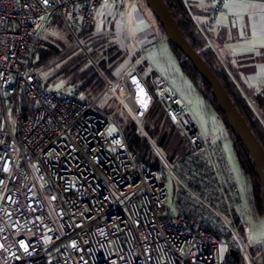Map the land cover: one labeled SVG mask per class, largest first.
<instances>
[{"label":"built area","instance_id":"obj_1","mask_svg":"<svg viewBox=\"0 0 264 264\" xmlns=\"http://www.w3.org/2000/svg\"><path fill=\"white\" fill-rule=\"evenodd\" d=\"M228 1L206 0L209 25ZM103 4L116 13L122 0H0V264H232L231 250L257 264L250 235L259 227L264 239V215L250 211L224 143L195 130L165 81L154 89L187 151L169 160L154 145L153 167L129 150L114 111L95 108L121 90L125 106L124 80L86 101L32 73L54 18L76 34ZM146 109L130 112L142 131Z\"/></svg>","mask_w":264,"mask_h":264},{"label":"crops","instance_id":"obj_2","mask_svg":"<svg viewBox=\"0 0 264 264\" xmlns=\"http://www.w3.org/2000/svg\"><path fill=\"white\" fill-rule=\"evenodd\" d=\"M185 1L193 21L205 33L207 45L214 51L218 64L264 124V0H229L216 21L210 25L206 0ZM146 9L149 8L144 0H122L121 8L116 13L108 6L100 5L91 32L114 42L128 58V63L140 61L139 65L142 64L150 86L154 88L156 80L162 79L177 93L176 87L181 85L175 82L174 76L186 77L180 67L169 69L160 64L156 66L142 58L144 53L151 52L154 46L164 40L156 19L154 16L151 19ZM132 42H135L134 46ZM139 47L142 48L141 53L138 52ZM181 102L186 105L183 100ZM213 122L207 132L225 146L230 142L229 137L219 129L215 120ZM194 127L198 131L195 124ZM229 161L234 168L232 160Z\"/></svg>","mask_w":264,"mask_h":264},{"label":"trees","instance_id":"obj_3","mask_svg":"<svg viewBox=\"0 0 264 264\" xmlns=\"http://www.w3.org/2000/svg\"><path fill=\"white\" fill-rule=\"evenodd\" d=\"M169 11L173 18L177 21L183 35L189 41V43L193 46V48L199 53V55L203 58V60L207 63V65L214 71L217 75L227 93L230 95L234 105L237 107L239 112L242 114L244 119L246 120L248 126L261 142L264 145V124L256 117L253 109L249 106L246 99L242 96L240 91L236 88L235 84L229 78L228 74L224 69L218 70L214 67L213 61L216 59V55L214 51L207 45L206 35L205 33L198 28V26L193 21L189 9L187 7V3L185 0H164ZM61 24V22L59 21ZM83 37L91 38L93 35L91 29L87 30H79L77 31ZM102 41L108 40L107 38L100 36ZM99 38V37H98ZM172 51L174 52L178 65L182 70L183 74L191 81L196 91L203 96L204 100L208 99L216 111L223 118L225 124L227 125L223 114L218 109L217 104L214 98L211 95L210 87L205 82V80L199 75L193 64L189 61V59L184 56L167 38L163 36ZM109 41V40H108ZM111 46H107L103 48L104 53L101 54V58L99 61V65L102 67L104 72L111 76V68L116 64V61H121L124 57L123 52L116 46V44L112 41H109ZM105 43L101 42L100 46L103 47ZM60 49L55 46L53 43L45 42L43 39V44L41 48L38 50V59H36L37 54L34 57V60L31 64V71L33 74L38 76L36 72V68L41 65H47L49 61L58 55ZM115 60V61H114ZM113 61V62H112ZM108 65L110 67H108ZM106 75V74H105ZM50 79L52 81H43V84L46 87H53L49 85V82L52 84L57 82L58 80H63V87L65 88H74L78 94H80L84 100L92 101L96 97H98L105 86L103 81L100 79L98 73L92 66L89 64H85V61L82 57H77L73 60L65 62L59 70L52 75ZM148 89V88H147ZM149 90V89H148ZM87 93H89L87 95ZM103 96V95H102ZM153 105V106H152ZM152 106V108H150ZM149 121L144 124V129L148 133V135L154 139V142L159 145L163 150H165L166 157L169 160H174L178 156L183 155L187 148L183 147L184 140L180 137L177 128L168 118L162 103L160 102L158 96L154 99L152 97V101L147 110H149ZM106 112L111 110H104ZM146 113V112H145ZM145 115V114H144ZM143 115V116H144ZM115 117V114H114ZM167 120L171 123L172 126L177 130L176 132L173 127L168 132L165 129V126L162 125ZM143 119V118H142ZM142 121V120H141ZM228 127V125H227ZM229 128V127H228ZM122 131L125 135L127 145L129 150L135 154L138 160L147 163L150 166L158 167L159 163L157 157L154 154V151L149 143L148 139L141 133L137 125L129 120L122 128ZM233 135V134H232ZM234 137V146L237 153V162L240 169L243 171L246 179L250 181L251 189L248 187V190L251 194V199L254 203V208L258 215H264V187L261 186L259 178L257 177L255 168L251 163V159L246 153L243 146L240 142ZM231 219L234 225L237 228L239 233H242L239 216L236 211L231 209ZM254 249V248H253ZM261 257H264V254H261ZM232 264H241L236 260L231 259Z\"/></svg>","mask_w":264,"mask_h":264},{"label":"rangeland","instance_id":"obj_4","mask_svg":"<svg viewBox=\"0 0 264 264\" xmlns=\"http://www.w3.org/2000/svg\"><path fill=\"white\" fill-rule=\"evenodd\" d=\"M146 8V7H145ZM147 10V15L150 16L152 19L153 14L149 9ZM149 10V11H148ZM58 18H54L53 22L51 23L50 27L44 32L43 39L45 42L53 43L55 46H57L60 49V52L57 56L53 57L49 63L46 65H41L38 68H36V72L38 74V77L42 81H52L53 79H50L54 73H56L59 68L67 61L73 60L77 57H82L85 61V64H89L96 70L98 73L100 79L103 81L105 86V81H111V82H118L117 84L121 85L124 74H128L132 76L133 74L137 73L141 82L146 87L148 93L151 97L154 99L157 97L155 89L150 86L149 81L146 79L144 70L142 68V64H140V61L135 60L133 64L132 62L128 63V58L123 57L122 60L116 61V64L111 68V76L108 75L102 67L99 65L100 58L102 57L101 54L104 53L103 48L107 46H111V43L108 40L101 39L100 36H92L91 38L83 37L80 34H72L71 31L61 22L59 23ZM157 22V21H156ZM158 25V26H157ZM157 28L161 33V36H165L164 31L162 27L157 22ZM99 37V38H98ZM101 42H104L105 44L100 46ZM135 42H132V46H134ZM142 48L139 47L138 52L141 51ZM144 60H146L148 63H151L152 65H162L165 66V68L169 69H178V64L176 62V58L174 53H172V50L168 44V42L164 39L161 42L157 44V46L153 47V50L148 53H144L143 57ZM36 59H38V54ZM115 61V60H114ZM113 62V61H112ZM128 63V64H127ZM150 64V65H151ZM213 65L216 69L221 70L222 68L217 62V59H214ZM111 66V65H110ZM108 65V67H110ZM126 66V67H125ZM155 67V66H154ZM106 74V75H105ZM175 82L179 83L181 86L176 87V91L178 96L181 100L187 105L188 110L190 111L191 121L192 123L196 125L198 129V133L204 137H207L208 135V127L209 125L213 124L214 120L216 121V124L218 125L219 129L222 130L224 134H226L229 137V140L231 142L226 143V153L229 159L232 160L234 165V170L237 173V183L239 187L244 191V194L249 199V202L251 203V209L250 211L253 212L254 203L251 199V194L248 190V187L251 189L250 181H248L243 173V171L240 169L238 162H237V153L234 146V137L232 135L231 130L227 127L225 124L223 118L220 116V114L216 111L212 103L206 99L204 100L203 96L199 95L193 86L191 82L186 77H175ZM63 80H58L55 83L49 82L50 86H53V88H63ZM126 88V86L124 85ZM127 89V88H126ZM89 93H87L88 95ZM128 94L127 90H121L117 93V95H113L111 92L107 91L104 93L103 96L100 97L98 102L95 104V108L100 109L101 111L104 110H113L115 117L114 121L116 124H118L121 128L127 123L129 120H132L131 113L135 112L131 106L127 103V101L124 99L123 102L125 106L122 103H119L118 98L126 97ZM98 98V97H96ZM95 98V99H96ZM153 106V105H152ZM152 106L150 108H152ZM149 107V105H148ZM147 107V109H148ZM145 110L146 113L143 116L142 121L140 122L141 127L144 131L140 130L141 133L148 139L149 143L151 144V147L154 151V154L156 156L154 145H157L154 142V139H152L146 130L144 129V124L149 121V110ZM135 123V122H134ZM162 125L165 126V129L169 132L171 128L174 126L171 125V123L167 120ZM138 127V126H137ZM175 129V128H174ZM178 130V129H177ZM177 130H173L176 132L177 136ZM179 132V131H178ZM160 147L159 145H157ZM184 148H187L186 142L184 141L183 144ZM163 150V148H162ZM165 153V150H163ZM166 155V154H165ZM167 183H168V191L171 190L174 187L173 178L171 176L167 177ZM250 213H247L248 221H252V216L248 215ZM252 239H256L257 243L256 245L250 249V254L254 259V262L257 264H264V257H261V254H264V239L259 234V227H254L253 231L250 235ZM244 264V263H243Z\"/></svg>","mask_w":264,"mask_h":264},{"label":"water","instance_id":"obj_5","mask_svg":"<svg viewBox=\"0 0 264 264\" xmlns=\"http://www.w3.org/2000/svg\"><path fill=\"white\" fill-rule=\"evenodd\" d=\"M144 1L156 21L162 27L166 38L189 59L199 75L209 85L211 95L214 98L218 109L223 114L232 134L240 142L251 159V163L255 168L261 186L264 187V145L261 144L255 134L252 132L246 120L234 105L230 95L227 93L217 75L183 35L177 21L171 15V12L169 11L164 0ZM132 76L135 79L140 80L137 73L133 74ZM143 111L144 109H139V112ZM259 166L261 170H259ZM230 255L234 258V260H238L235 250H231Z\"/></svg>","mask_w":264,"mask_h":264},{"label":"bare ground","instance_id":"obj_6","mask_svg":"<svg viewBox=\"0 0 264 264\" xmlns=\"http://www.w3.org/2000/svg\"><path fill=\"white\" fill-rule=\"evenodd\" d=\"M124 85L130 91V96L125 98L131 108L138 112L139 109H146L149 103V93L142 82L128 74L124 75ZM259 170H261L259 166Z\"/></svg>","mask_w":264,"mask_h":264},{"label":"snow or ice","instance_id":"obj_7","mask_svg":"<svg viewBox=\"0 0 264 264\" xmlns=\"http://www.w3.org/2000/svg\"><path fill=\"white\" fill-rule=\"evenodd\" d=\"M47 2V0H45V3Z\"/></svg>","mask_w":264,"mask_h":264}]
</instances>
